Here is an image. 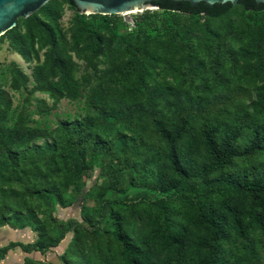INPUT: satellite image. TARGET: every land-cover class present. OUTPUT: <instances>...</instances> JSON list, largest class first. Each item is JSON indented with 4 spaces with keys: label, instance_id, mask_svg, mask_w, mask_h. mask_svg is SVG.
Instances as JSON below:
<instances>
[{
    "label": "rangeland",
    "instance_id": "rangeland-1",
    "mask_svg": "<svg viewBox=\"0 0 264 264\" xmlns=\"http://www.w3.org/2000/svg\"><path fill=\"white\" fill-rule=\"evenodd\" d=\"M54 1L60 13L56 22L37 13L50 26V40L28 28L25 19L0 36V248L7 247L0 264H121L111 236L115 217L136 244L148 249V264H177L153 237L152 204L166 199L173 220L185 226L187 212L172 194H159L151 185L144 161L157 143L149 132L138 140L150 150L140 147L137 158L128 155L132 168L117 175L111 172L120 157L113 143V162L91 159L89 168L59 198L45 189L47 174L56 186L54 174L60 175L50 170L51 153L45 146L54 145L59 153L62 129L85 119L98 122L111 140L120 133L127 143L136 139V121L128 115L104 116L101 103L113 108L129 103L133 79L126 78L125 68L133 53H139L149 61V85L173 87L184 107L194 113L197 128H240L242 149L250 128L264 127V116L257 111L261 82L253 80L252 61L246 59L254 49L257 15L235 5L220 17L189 16L186 26L164 29L166 13L150 6L147 10L156 12L151 21L139 20L138 11L116 15L111 27L97 29L98 44L92 51L87 33L79 35L83 27L79 15L84 14L67 0ZM173 102L169 97L156 104L168 114L176 110ZM6 152L15 155L18 168L10 162L5 166ZM40 163L45 165L36 174ZM235 166L239 173L262 169L264 151L249 161L238 159ZM25 179L37 191L27 193ZM52 241L57 245L49 247ZM248 244L257 264H264V236L254 232ZM20 245L38 248L24 252ZM217 251L232 264L246 254L232 240L219 244ZM185 264H197L196 255Z\"/></svg>",
    "mask_w": 264,
    "mask_h": 264
},
{
    "label": "trees",
    "instance_id": "trees-1",
    "mask_svg": "<svg viewBox=\"0 0 264 264\" xmlns=\"http://www.w3.org/2000/svg\"><path fill=\"white\" fill-rule=\"evenodd\" d=\"M75 8L72 0H67ZM152 5L166 13L167 18L162 23L164 29L186 26L189 16H204L217 18L225 14L232 7L231 4L205 5L203 2L191 6L188 2H173L170 0L153 1ZM245 11L256 14L257 22L254 29V49L246 54V59L252 61L251 75L254 81L261 82L258 93L257 111L264 116V3L256 4L254 0H238ZM37 13L44 15L47 21L56 22L60 13L54 0H50L37 12L25 19L30 26L52 38L48 23L37 18ZM156 15L155 10H145L137 17L139 20L151 21ZM83 27L79 35L87 33L89 46L95 51L98 44L96 30H106L111 27L116 15H79ZM18 21V20H17ZM135 30L138 26L134 24ZM10 31V30H9ZM153 59V58H152ZM196 61V60H195ZM148 59L139 53H133L125 68V76L133 79L128 97L129 103H123L113 108L101 103L105 108L104 116L121 118L128 115L136 121L134 129L139 131L136 139L129 143L125 141L123 133L111 140L104 135L103 129L93 119L76 122L71 127L62 129V147L56 154L55 146L48 145L51 158L47 161L50 170L60 173L58 186L47 174L45 189L54 198H59L62 192L75 182L80 173L87 170L91 159L102 158L113 162V146L120 153L111 172L117 175L132 168L128 155L137 158L140 147L150 148L146 142H139L141 134L149 132L157 145L156 149L144 161V169L151 175V185L159 194H172L186 208L188 226L173 220L168 209L169 202L160 198L152 204L153 207V237L159 244H163L168 253L176 257L177 264H185L194 253L197 264H232L218 256L217 246L228 240L238 244L245 251L243 260L234 264H257L256 253L248 244L250 236L257 232L264 236V166L251 171L239 173L235 170V163L249 161L264 151V127L257 125L250 128L248 144L240 149L241 129L222 130L217 125L197 128L194 123V113L186 109L178 93L171 86L149 85ZM195 64V66H197ZM149 76V77H148ZM174 99L176 110L164 113L157 108L160 99ZM43 150L34 148L35 151ZM15 155L6 152L5 166L12 163L18 168L19 162ZM25 155L21 157L26 159ZM40 163L36 174H41ZM82 171V172H81ZM34 174V172H33ZM35 175V174H34ZM24 189L32 194L37 191L28 179L22 180ZM43 197L42 192H39ZM111 232L112 239L117 243L116 255L121 264H148L149 251L136 244L118 222ZM57 245L52 241L49 247ZM10 244L9 247H12ZM22 251L29 252L31 248L37 250V245L31 248L27 245L19 246ZM7 251V247L0 248V257Z\"/></svg>",
    "mask_w": 264,
    "mask_h": 264
},
{
    "label": "water",
    "instance_id": "water-1",
    "mask_svg": "<svg viewBox=\"0 0 264 264\" xmlns=\"http://www.w3.org/2000/svg\"><path fill=\"white\" fill-rule=\"evenodd\" d=\"M50 0H0V36L14 28L18 19H26L37 12ZM158 0H72L79 14L84 15H120L126 12H142L153 6ZM188 2L191 6L203 2L205 5L231 4L237 5L238 0H170ZM256 4L264 0H254Z\"/></svg>",
    "mask_w": 264,
    "mask_h": 264
},
{
    "label": "bare ground",
    "instance_id": "bare-ground-1",
    "mask_svg": "<svg viewBox=\"0 0 264 264\" xmlns=\"http://www.w3.org/2000/svg\"><path fill=\"white\" fill-rule=\"evenodd\" d=\"M133 13H136V12L135 11H131V12L123 13V14L127 15V14H133Z\"/></svg>",
    "mask_w": 264,
    "mask_h": 264
}]
</instances>
